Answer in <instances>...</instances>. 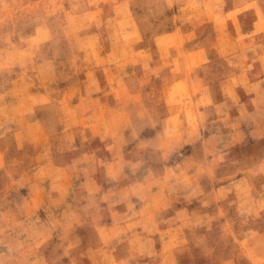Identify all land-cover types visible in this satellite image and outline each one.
<instances>
[{
  "label": "rangeland",
  "instance_id": "rangeland-1",
  "mask_svg": "<svg viewBox=\"0 0 264 264\" xmlns=\"http://www.w3.org/2000/svg\"><path fill=\"white\" fill-rule=\"evenodd\" d=\"M0 264H264V0H0Z\"/></svg>",
  "mask_w": 264,
  "mask_h": 264
},
{
  "label": "crops",
  "instance_id": "crops-1",
  "mask_svg": "<svg viewBox=\"0 0 264 264\" xmlns=\"http://www.w3.org/2000/svg\"><path fill=\"white\" fill-rule=\"evenodd\" d=\"M193 52H196V51H193ZM197 53V52H196ZM133 55V54H135L134 53V51H131V52H129V55ZM136 55V54H135ZM94 72H95V70H92V71H87V73H86V75H88L87 77H91V75H93L94 74ZM87 79V78H86ZM85 81H86V84H85V87L87 86V87H89V86H101V85H105V84H103L102 83V81L103 80H101V78L100 79H93V80H91L90 78H88L87 80H83V82L85 83ZM106 83V82H105ZM179 83V80L177 81H174V85H177ZM112 85L114 86V85H116V86H119L120 85V82L118 83V82H116L115 80L112 82ZM204 93H202V92H200L199 93V97H198V99L199 100H201V98L202 97H204L205 95H203Z\"/></svg>",
  "mask_w": 264,
  "mask_h": 264
}]
</instances>
